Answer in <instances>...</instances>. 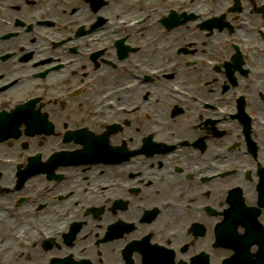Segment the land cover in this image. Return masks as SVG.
Segmentation results:
<instances>
[{"label":"flooded vegetation","instance_id":"af4514ba","mask_svg":"<svg viewBox=\"0 0 264 264\" xmlns=\"http://www.w3.org/2000/svg\"><path fill=\"white\" fill-rule=\"evenodd\" d=\"M73 2L74 0H0V54L17 46H31L30 49L20 48L17 56H14L13 59L6 55L0 60V84L12 81L8 88L0 86V103L2 100L5 101V104L0 107V131L4 126L6 132H12L16 128L14 125L18 120L35 119L39 121L42 114L45 115V125L48 126L52 115L49 105L52 103L59 105L61 99L73 97V93L70 92L73 88L68 91L72 84L78 85L85 79L93 78L90 74L94 72L95 67H93V62L87 51L93 50L95 47L98 48L101 43L98 44L99 46L83 44L80 50L85 52L84 55H72L63 52L57 44L50 45L47 40L42 39L44 34L56 38L69 31V29H63L60 26L66 20L67 15H73L79 19L84 17L82 6ZM89 12L95 17L94 12ZM40 19H49L55 26L36 28V31L41 33L39 37H36L31 34H36V32H32L29 26L31 21ZM24 21L26 25L21 26ZM9 22L12 27L8 25ZM7 26L15 28L17 31H6L9 29ZM24 29H28V31L22 33L21 30ZM82 32L83 30H79L77 34H82ZM23 34H27V37H23ZM105 40L108 38L103 39V41ZM41 44L46 47L44 52H39L36 49ZM30 52H32L30 59L24 60L23 56ZM58 56L62 57V60L76 57V61L64 70L51 72L47 76L29 77L30 72H44L42 68L45 66L37 61L51 57L53 62L54 58ZM28 57L29 55L26 58ZM124 82L122 72L113 71L107 83V89L123 86ZM78 97L80 98V96ZM31 100L34 101V104L18 107L10 114L3 113L13 110L11 108L13 102H16L17 105ZM43 128L44 123L36 128V132L29 133L26 126L25 128L22 125L19 126L16 138L7 144L11 149V155L16 159L14 165L3 162L2 157L7 153L4 143L0 139V264H45L46 258L43 251L38 250L34 254L32 250L28 249L29 241L34 236L36 226L47 225L58 220L64 211V205L60 202L63 200L54 201L50 194L45 198L32 196L39 186L51 176L48 164L33 166L34 157H38L37 160L40 159V156H37V150L44 152L42 157H49L61 149L56 144L58 140L55 138L60 135V132L49 134L47 130H42ZM20 170H22V177L27 178L23 186H27L29 189L24 191L22 186V188L10 192L18 179ZM9 181L10 185H6L5 183H9ZM159 183L161 184V181ZM5 187L8 190L1 192ZM30 194L31 198L26 201L24 197ZM22 197L23 199H21ZM242 218L243 216L240 217L239 214L233 221L239 223ZM84 227L78 232L72 245L66 243L65 245L74 250L77 249L78 235ZM92 241H94V245L88 248L85 256L88 259V264H99L97 238ZM54 247L59 252L63 249L61 243L55 244ZM44 250L48 251V249ZM19 252L22 254L19 255ZM82 258L84 257L71 254L70 263L85 264L80 262ZM103 264H128V261L123 256H113Z\"/></svg>","mask_w":264,"mask_h":264},{"label":"rangeland","instance_id":"374dc122","mask_svg":"<svg viewBox=\"0 0 264 264\" xmlns=\"http://www.w3.org/2000/svg\"><path fill=\"white\" fill-rule=\"evenodd\" d=\"M121 1H123V2H121ZM127 1L128 0H108L107 6L110 7L112 5H115L116 8L125 9L128 11H141L143 9V8L141 9L139 6H133V5L129 7L126 4ZM76 2H77V0H74L73 3H76ZM67 10H68V8H67ZM83 18H86V17H83ZM181 37H182V34H180V37L177 36L174 40H170L172 47H173V50H174V54L180 59V62L178 64L179 68H180V72H179L178 77L176 79H174V81L180 80L184 83H187V84H190L193 86H197L202 93H203V91H210L211 89L208 90L206 87H204L202 85L198 86V82L201 80V78H200L201 68L200 67H202V65H201L200 61L198 63H196L195 61L197 60V57L199 55H202V54L196 52V53H193L192 55H182L176 51V47L178 45H180L181 43L182 44L184 43V40H182ZM222 45H224V44H219V45L215 44L213 51L217 48H220ZM203 50L198 51L196 49V51H198V52H202ZM193 51H195V49H193ZM145 55L150 57L149 65L151 67H157V66L165 64V62L163 60L164 54L161 55L160 53H158L155 55V53H151L149 51H146ZM184 61H188L189 63H191V65H188V66L183 65ZM261 67L264 68V66H261ZM261 77L264 78V73H261ZM162 80H163V82L168 81V79H162ZM263 88H264V86H263ZM77 95H78V93L72 94V96H77ZM49 107L51 109L53 117L56 119V121L58 123H62L66 120V117H64V111H62V112L59 111V107L57 104L52 103L49 105ZM83 113L84 112L77 115L76 120H80V118H82ZM133 134H135V133H133ZM236 183H238V182H236ZM200 198H202V197H200Z\"/></svg>","mask_w":264,"mask_h":264}]
</instances>
